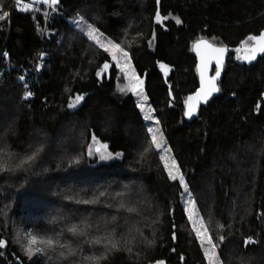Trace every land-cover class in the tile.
I'll use <instances>...</instances> for the list:
<instances>
[{
	"label": "trees",
	"instance_id": "trees-1",
	"mask_svg": "<svg viewBox=\"0 0 264 264\" xmlns=\"http://www.w3.org/2000/svg\"><path fill=\"white\" fill-rule=\"evenodd\" d=\"M11 2L3 0L4 8ZM157 11L160 23L154 19ZM78 13L109 39L130 46L133 66L145 81L147 106L160 121L197 211L217 239L224 237L218 249L221 262H237L229 259L232 244L247 264H264V55L248 64L231 54L218 96L201 107L192 123L183 114L184 99L199 86L192 45L205 39L228 49L239 47L248 35L264 30V0H59L56 11L43 5L30 12L14 7L9 27L0 28L9 57L0 77V153L23 155L37 142L46 148L34 170L0 176V239L7 242L0 247V264H49L43 256H24L14 240L17 232L21 238L26 232L52 235L65 220L78 223L77 217L85 218L93 208L103 221L114 212L102 204L66 201L71 192L59 196L64 187L71 190L69 182L61 184L64 178L106 182L104 188L83 189L85 197L96 190L114 193L124 185L141 189L142 217L135 229L142 234L140 242L133 254L116 251L102 264H203L183 211L187 196L178 181L168 180L155 150L141 157L143 113L134 96L118 93L120 74L114 67L97 77L110 58L73 23ZM38 54L43 66L35 77ZM159 63L170 69L167 77ZM26 90L32 93L27 100ZM78 94L83 100L68 109L69 100ZM93 134L122 158L98 163L89 157ZM77 155L80 163L69 166L70 157ZM58 185L59 190L53 188ZM52 202L58 212L67 206L65 214L72 215L57 212L53 217L65 219L50 223L53 217L46 208ZM89 221L100 223L96 218ZM247 238L253 243L245 246ZM91 251L84 246V254Z\"/></svg>",
	"mask_w": 264,
	"mask_h": 264
},
{
	"label": "snow or ice",
	"instance_id": "snow-or-ice-1",
	"mask_svg": "<svg viewBox=\"0 0 264 264\" xmlns=\"http://www.w3.org/2000/svg\"><path fill=\"white\" fill-rule=\"evenodd\" d=\"M22 0H15V6L22 11L30 12L35 9L36 5L49 7L52 11H56L59 0H31V3H23ZM159 4V0H157ZM47 16L48 13H45ZM79 19L73 20V23L79 26V31L86 36L88 41H91L99 49L110 58L105 61L102 67L97 71V77L102 74L109 73L114 67L122 79L125 81V87L121 88V92H130L140 101L136 107L143 113V123L141 129L145 130L143 135V146L140 151L141 157H145L152 150H155L163 163V169L169 181L179 183L180 189L187 196L184 206V215L191 226V231L195 236V241L199 245L203 254V264H221V259L218 255V249L224 242L223 235L215 237L204 219L200 217L197 211V204L192 199L189 186L186 183L185 175L181 172V168L177 160L170 154L171 149L168 147L164 133L160 126V121L153 116V109L147 106L148 97L145 95V81L137 75V71L133 66L132 54L129 48L124 47V42H114L109 39L105 32L101 31L98 26L82 14L78 13ZM10 16V12L4 9L3 0H0V21L5 20ZM155 22H161L159 11L155 15ZM177 24L181 20H176ZM152 41H149L151 46ZM192 50L197 57L196 73L199 77V87L188 95L184 101V116L191 118L196 115L197 108L200 104H206L214 93L219 92L217 81L221 77L224 67L225 53L228 49L225 46L217 45L207 40H199L192 45ZM236 59L245 63H251L257 59V56L264 54V30L258 35H248L246 40L242 41L240 46L235 48ZM7 53L4 56L7 57ZM215 65L214 75H209L212 65ZM159 68L165 76L168 74V66L164 63H159ZM20 80L25 77L21 76ZM27 88V85H25ZM31 91L26 90L23 99L27 100L31 97ZM170 97L172 93H169ZM83 100L82 95H76L74 99L68 102V109H76ZM259 107V105H257ZM46 145L43 142H37L35 146L30 145V150L23 155L13 153L11 151H3L0 153V176L5 174L15 175L19 172H27L34 170L41 159V154L45 152ZM87 155L89 157H97L99 161H109L122 158L120 152L112 153L108 151V145L101 143L93 134L91 143L87 146ZM80 157H70L69 166L78 165ZM60 167V164H57ZM48 171L47 168L44 169ZM65 199L75 204L84 205H100L112 209L115 214L104 220V223H92L87 217L82 218L78 223H69L65 220L64 225L56 231L52 229V235H35L32 232H26L23 238L19 233H15L14 240L19 243L21 251L29 260L33 256H43L49 264H102L108 256L116 251H125L133 254L134 249L140 242L142 234L132 228V224L138 223L136 217L141 215L139 205L133 199V192L128 185H124L123 189L117 190L114 193L108 189L96 190L91 196H81L77 193L75 196H66ZM63 217H53L50 223L57 224ZM123 220L124 223H118ZM158 223V221H156ZM219 228L220 226L217 225ZM127 229L122 231V229ZM173 228L175 224L173 223ZM71 237L72 239H69ZM173 240L176 239L175 232L172 234ZM6 240L0 239V247L6 246ZM253 243L251 238L244 241V245L248 246ZM92 249L89 254H84V246ZM183 259V257H181ZM35 264V262H33ZM155 264H165L163 260H158ZM240 264H247V261L241 258Z\"/></svg>",
	"mask_w": 264,
	"mask_h": 264
},
{
	"label": "rangeland",
	"instance_id": "rangeland-1",
	"mask_svg": "<svg viewBox=\"0 0 264 264\" xmlns=\"http://www.w3.org/2000/svg\"><path fill=\"white\" fill-rule=\"evenodd\" d=\"M23 3V2H22ZM26 3H31V0H29L28 2H26ZM169 69V68H168ZM169 73H170V69H169V71H168V74H167V76L169 75ZM162 74H163V72H162ZM105 75H107V73L105 74ZM164 75V74H163ZM120 76V75H119ZM167 76H165L164 75V77H167ZM117 84V91H118V93L119 94H121V95H123V96H127V95H132V96H134L132 93H130V92H121L120 91V89L121 88H123V87H125V81L122 79V77L120 76V79H119V81L116 83ZM134 98L136 99V101H137V103H139L140 101L137 99V97L136 96H134ZM3 127V126H2ZM92 158H96V160L98 161V163H108V162H111V161H113V160H115V159H113V160H109V161H103V162H101V161H99L98 160V158L97 157H95V156H93ZM163 164V163H162ZM66 182H69L70 183V186H71V190H69V188H65L64 187V190L61 192L62 194H60L59 196H61V195H64V194H67V193H70L71 192V195L70 196H74V195H76L77 193H79L81 196H82V194H85V192H84V190L83 189H88L89 187H93V186H95V185H98V189H100V188H104V186H103V184L104 183H106L105 181H103V180H101V181H99V182H96V181H85V179H82V180H75L74 178H69V179H62V182H61V184L63 185H65V183ZM66 184H68V183H66ZM108 186V185H107ZM107 186H106V188H107ZM139 186H136L135 188H131V189H134V190H132V192H134L133 193V199L137 202V204L139 205V209H140V212H141V203H139L138 201H139V198H138V194L140 193V187L138 188ZM53 188H55L56 190H59L58 188H59V185L58 186H53ZM109 188V187H108ZM136 190V191H135ZM54 194H56V193H54ZM53 194V196L54 197H56V195H54ZM186 200H187V198L185 199V201H184V203L186 202ZM66 201H68V202H71V201H69V200H66ZM67 202V203H68ZM73 204H75V203H73ZM57 204L54 202H52L51 204H49V206H47L48 208H46V209H48V211L50 212L49 214L53 217L54 216V214H56L57 212H58V206H56ZM69 206H71L70 204H68ZM75 205H78V204H75ZM55 206V208H53ZM184 206H185V204H184ZM74 207V206H73ZM65 208H67L68 209V207L67 206H61V209L59 210V212H58V214L60 215V213L61 212H63L64 211V214L65 213H67L68 211L65 209ZM93 209H95V210H93V211H90V213L88 214V213H86V217L89 219V220H91V219H94V218H96L98 221H100V223H101V225L104 223V221H103V219L98 215V214H96L97 212L96 211H98V209L97 208H93ZM109 209V208H108ZM147 209H148V207H147ZM145 210V209H144ZM75 211H77V210H75ZM145 211H147V210H145ZM96 212V213H95ZM95 213V214H94ZM70 214L72 215V213L70 212ZM70 214H65V215H70ZM113 214H115L114 212H111V215H113ZM142 214V213H141ZM75 215V214H74ZM110 215V216H111ZM75 216H77V215H75ZM110 216H108V217H106V218H104V220L105 219H107V218H109ZM142 216H138V217H136L135 218V220L136 221H139V218H141ZM83 217L81 216V215H79V217H77V219H82ZM234 221H235V217H234V215H233V217L231 216V219H230V222H231V224L232 225H234ZM97 222V221H96ZM118 223H120V224H123L124 223V221L123 220H119L118 221ZM206 224L209 226V228H210V223L207 221L206 222ZM190 225V224H189ZM138 226V223H133L132 224V228H133V230L134 231H136L135 229H136V227ZM191 227V226H190ZM123 231H126L127 229L125 228V229H122ZM211 233H213V231H211ZM219 239H217V241H218ZM217 243H219V241L217 242ZM228 249H229V253H230V258L229 259H231V260H237V262H235V264H240V261H241V258H240V256H239V254L237 253V251H236V249H234V247L232 246V244H230L229 246H228ZM240 259V260H239ZM221 264H223V262H221Z\"/></svg>",
	"mask_w": 264,
	"mask_h": 264
},
{
	"label": "built area",
	"instance_id": "built-area-1",
	"mask_svg": "<svg viewBox=\"0 0 264 264\" xmlns=\"http://www.w3.org/2000/svg\"><path fill=\"white\" fill-rule=\"evenodd\" d=\"M16 7L15 6V0H12L11 4L8 6V8H4L5 10L10 12V16H11V11L12 9ZM17 8V7H16ZM22 8V6H21ZM20 9V8H18ZM10 16L8 18H6L5 20L0 21V28L3 27H9L10 24ZM5 41H0V77H2L3 73L6 71L7 67H8V61H9V57L7 55V57L4 56V53H7V49L5 47ZM43 66V62H42V55L38 54L37 58H36V63H35V70H34V76L38 77L39 73L38 70Z\"/></svg>",
	"mask_w": 264,
	"mask_h": 264
},
{
	"label": "water",
	"instance_id": "water-1",
	"mask_svg": "<svg viewBox=\"0 0 264 264\" xmlns=\"http://www.w3.org/2000/svg\"><path fill=\"white\" fill-rule=\"evenodd\" d=\"M202 40H205V39H202ZM226 48H227V47H226ZM227 49H228V48H227ZM192 51H193V50H192ZM231 54H236V52L234 51V49H228V51L225 53L224 65H225L226 61L228 60V58H229V56H230ZM193 55H194V57H195V59H196V63H197V57H196V54H195L194 51H193ZM236 55H237V54H236ZM263 55H264V54H260V55H258V56H257V59H256L255 61H253V62H251V63H248V64L255 63V62H256L261 56H263ZM214 68H215V65L213 64V65L211 66V68H210L209 75H214V74H215V72H214ZM223 68H224V67H223ZM222 76H223V70H222V73H221V77H220L219 80L217 81V84H218V85H219V83H220V81H221V79H222ZM198 79H199V77H198ZM198 87H199V86H198ZM218 87H219V86H218ZM218 93H219V92L214 93L213 96L209 99V101H208L206 104H204V103L200 104V105L198 106V108H197V112H196V115H195V116H193V117H191V118H187V117L184 116L185 121H186L187 123H192L194 120H196V119L198 118V116H199V113H200V109H201V107L208 105L213 99H215V98L218 96Z\"/></svg>",
	"mask_w": 264,
	"mask_h": 264
},
{
	"label": "bare ground",
	"instance_id": "bare-ground-1",
	"mask_svg": "<svg viewBox=\"0 0 264 264\" xmlns=\"http://www.w3.org/2000/svg\"><path fill=\"white\" fill-rule=\"evenodd\" d=\"M40 53V52H39ZM42 54V53H41ZM47 61V60H46Z\"/></svg>",
	"mask_w": 264,
	"mask_h": 264
}]
</instances>
